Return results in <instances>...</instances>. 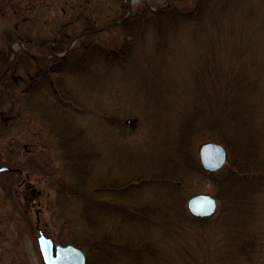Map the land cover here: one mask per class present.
<instances>
[{"label":"rangeland","instance_id":"rangeland-1","mask_svg":"<svg viewBox=\"0 0 264 264\" xmlns=\"http://www.w3.org/2000/svg\"><path fill=\"white\" fill-rule=\"evenodd\" d=\"M131 1L0 0V50L26 40L68 45L88 27L125 16ZM195 2L177 0L182 12ZM140 3L135 0L133 9ZM6 31L16 37L11 45ZM158 31L151 28L134 43L126 66L96 59L85 72V65L51 72L71 89L74 118L99 146L102 166L112 165L121 175L152 176L194 155L188 164L196 170H178L185 179L177 194L158 182L151 191L169 212L138 228L154 242L155 253L122 264H264V175L259 190L246 192L247 199L234 207L199 157L201 144L215 140L228 149L226 166L232 156L240 158L237 142L256 140L264 160V0H211L199 21L183 19ZM94 41L110 47L124 36L112 25L79 45ZM26 73L24 67L16 70L0 103V166L14 168L0 172V264H44L38 228L65 244L67 225H81L71 212L82 200L69 193L71 184L65 186L71 178L58 139L25 103ZM198 192L217 198L213 216L196 219L188 211L187 199Z\"/></svg>","mask_w":264,"mask_h":264},{"label":"trees","instance_id":"trees-1","mask_svg":"<svg viewBox=\"0 0 264 264\" xmlns=\"http://www.w3.org/2000/svg\"><path fill=\"white\" fill-rule=\"evenodd\" d=\"M195 1L193 10L186 12H182L177 0L158 10H153L142 2L137 5L132 15L114 25L120 27L124 36L122 43L116 42L115 45L108 47L94 41L93 44L90 42L81 48L79 44L88 42V38L94 32L83 34L66 55L38 58L39 64L35 74L31 72L32 60L37 57L22 49L17 52L14 65L24 67L28 72L27 86L23 90L25 103L30 109L41 113L43 120L55 133L62 148L66 169L70 172V182L65 186L71 184L69 193L82 200L81 207L71 212L80 220L81 225L68 224L66 240L85 251L87 264H122L128 259L134 263H141L145 256L155 253L154 242L145 239L144 232L140 233L138 228L143 224L151 226L158 223V218L168 215V211L162 207L165 201L158 199L151 191L158 182L171 192L172 196L177 194L175 189H180L185 179L184 174H179L178 170L181 167L190 171L196 170L194 163L188 164L194 159V155L186 154L183 157L184 153L180 148L175 158L178 163L186 158L187 163L180 167L172 165L171 171L152 176H126L114 172L112 165L102 166L104 160L99 146L74 118L76 103L71 89L63 84L61 76L53 77L51 72L70 65L76 68L85 65V69L80 68L81 72H85L91 69L89 65L95 63L96 59L103 61L107 66L114 64L126 66L131 58L134 43L149 29L157 28L158 35H161L164 24L176 26L177 22L183 19L196 21L202 19L211 0ZM88 29L91 28L85 30ZM15 38L11 31H6L7 45ZM25 43L32 51L42 55L58 52L67 47L44 45L29 40ZM78 48H81L79 56L75 53ZM5 49L7 54H4L7 56L10 49L6 47ZM3 83L4 81L1 84ZM2 100L0 98V103ZM224 142L230 147V140ZM237 146L240 158L239 155L232 156L228 165L208 174L209 179L218 181L219 185L226 189L228 200L233 202L234 207L239 200L244 202V198L247 199L246 192L254 193L259 190L263 185L264 175V160L258 158L256 153L257 141L251 140L244 145L237 142ZM137 177L140 178L136 179ZM219 195L222 197L223 193Z\"/></svg>","mask_w":264,"mask_h":264},{"label":"water","instance_id":"water-1","mask_svg":"<svg viewBox=\"0 0 264 264\" xmlns=\"http://www.w3.org/2000/svg\"><path fill=\"white\" fill-rule=\"evenodd\" d=\"M141 1L148 4L152 9H161L163 7H166L167 5H170V3L172 2V0H168L165 4L159 5L149 0ZM132 13L133 5L131 1L129 10L125 16L120 17L113 22H108L99 28L87 30L83 33L85 34L98 31L103 28L118 24L125 18L130 16ZM83 33L76 35L68 45V48L64 52H61L59 54L63 55L68 52L73 44L77 41V39L81 35H83ZM16 43H18L21 47L28 51L23 42L18 41ZM228 156L229 154L227 147L218 141H206L201 144L199 149V157L202 167L205 170L212 172L217 171L218 169L225 166L228 160ZM11 169L12 168L10 166H0V172ZM187 209L195 217H211L216 213L218 209V200L214 195L210 193L198 192L188 198ZM37 215V220L39 222L40 217L38 210ZM38 230L39 235L37 236V241L44 264H87V256L83 249L73 243H59L55 245V242L51 236L47 235L41 228H38Z\"/></svg>","mask_w":264,"mask_h":264},{"label":"flooded vegetation","instance_id":"flooded-vegetation-1","mask_svg":"<svg viewBox=\"0 0 264 264\" xmlns=\"http://www.w3.org/2000/svg\"><path fill=\"white\" fill-rule=\"evenodd\" d=\"M9 49L10 54L8 53L7 56L4 54L7 52L5 47L0 50V98H2L3 94L6 92L5 88L11 83L15 82L16 70L19 68V65H14V61L20 48L15 49L14 47H10ZM32 63L33 66L31 72L35 74L37 71V64H39L38 57L37 59L32 60ZM3 81L4 83L1 84Z\"/></svg>","mask_w":264,"mask_h":264},{"label":"bare ground","instance_id":"bare-ground-1","mask_svg":"<svg viewBox=\"0 0 264 264\" xmlns=\"http://www.w3.org/2000/svg\"><path fill=\"white\" fill-rule=\"evenodd\" d=\"M135 0H133L132 5L134 4Z\"/></svg>","mask_w":264,"mask_h":264}]
</instances>
